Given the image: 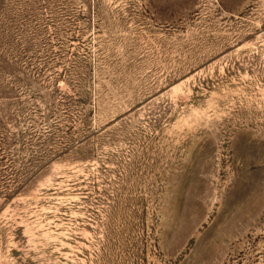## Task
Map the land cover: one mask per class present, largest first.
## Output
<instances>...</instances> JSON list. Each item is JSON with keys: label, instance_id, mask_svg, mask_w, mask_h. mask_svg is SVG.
Instances as JSON below:
<instances>
[{"label": "rangeland", "instance_id": "1", "mask_svg": "<svg viewBox=\"0 0 264 264\" xmlns=\"http://www.w3.org/2000/svg\"><path fill=\"white\" fill-rule=\"evenodd\" d=\"M0 264H264V0H0Z\"/></svg>", "mask_w": 264, "mask_h": 264}]
</instances>
